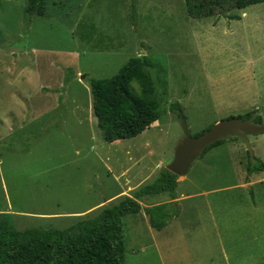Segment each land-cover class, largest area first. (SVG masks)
I'll return each mask as SVG.
<instances>
[{
    "label": "rangeland",
    "instance_id": "rangeland-1",
    "mask_svg": "<svg viewBox=\"0 0 264 264\" xmlns=\"http://www.w3.org/2000/svg\"><path fill=\"white\" fill-rule=\"evenodd\" d=\"M26 4L0 0L6 228L61 230L131 196L171 162L180 116L194 136L264 111V3L232 9L205 0L204 17L189 16L184 0H46L43 16H27ZM141 56L152 62L159 119L135 137L106 142L88 80L109 78ZM249 141L264 163V134ZM225 142L177 179L182 212L164 228L154 230L143 209L123 218L122 264H264V179L242 187L238 159L245 168L247 150L238 137ZM169 201L151 195L140 204Z\"/></svg>",
    "mask_w": 264,
    "mask_h": 264
},
{
    "label": "trees",
    "instance_id": "trees-1",
    "mask_svg": "<svg viewBox=\"0 0 264 264\" xmlns=\"http://www.w3.org/2000/svg\"><path fill=\"white\" fill-rule=\"evenodd\" d=\"M184 1L189 16L204 17L199 16V10L205 0ZM212 1L228 4L232 9L264 3V0ZM45 6L46 0H27L24 12L27 16H43ZM230 18L238 19L237 16ZM151 65L146 56L130 58L113 76L88 80L92 114L104 141L112 143L135 137L159 119L160 104L155 83L149 74ZM67 75H70L68 70ZM70 76L69 79L73 73ZM170 109L181 114L177 105H171ZM239 117L243 120L252 117L253 123L264 124V111L253 110ZM224 141L215 142L201 156ZM262 171L264 163L255 157L251 160L248 155L247 174ZM177 179L176 175L163 168L153 181L140 185L131 196H123L93 216L82 218L61 230L16 231L0 224V264H122L126 251L123 218L143 209L154 230L164 228L180 211L173 201ZM161 194L167 195L171 201L142 208L140 200L143 197Z\"/></svg>",
    "mask_w": 264,
    "mask_h": 264
},
{
    "label": "water",
    "instance_id": "water-1",
    "mask_svg": "<svg viewBox=\"0 0 264 264\" xmlns=\"http://www.w3.org/2000/svg\"><path fill=\"white\" fill-rule=\"evenodd\" d=\"M180 126L183 136L174 148L171 162L165 165V169L178 178L186 175L193 162L200 158L205 149L230 136L242 140L249 158L253 160L254 154L250 146L249 136L264 134V124L253 123L252 117L247 120L240 117L226 118L213 124L203 133L194 136L191 135L183 116H180Z\"/></svg>",
    "mask_w": 264,
    "mask_h": 264
},
{
    "label": "crops",
    "instance_id": "crops-1",
    "mask_svg": "<svg viewBox=\"0 0 264 264\" xmlns=\"http://www.w3.org/2000/svg\"><path fill=\"white\" fill-rule=\"evenodd\" d=\"M227 139V138H226ZM226 139H225V141H226ZM223 142V144H228V145H230L229 143H227V142ZM226 144H225V146H226ZM226 147H228V146H226ZM236 148L238 149V146L236 145ZM239 160V162H238V165H239V167H240V169H241V171L243 172L242 173V177H243V182L242 183H240V185L242 186V187H246V188H252V186H254L255 185V183H257V182H261V181H263V177L264 176H259L260 175V173H264V171H262V172H254V173H252V174H247V172H246V167L244 168L243 167V163H242V161L240 160V159H238ZM244 170V171H243ZM183 179V178H182ZM247 180V181H246ZM188 197V195H183V197L182 198H187ZM170 200V199H169ZM171 201V200H170ZM173 201L174 202H176L178 205H180V199H179V197H177V195H176V193H175V197H174V199H173ZM182 212V209H180V213ZM176 217V216H175ZM174 217V218H175Z\"/></svg>",
    "mask_w": 264,
    "mask_h": 264
}]
</instances>
